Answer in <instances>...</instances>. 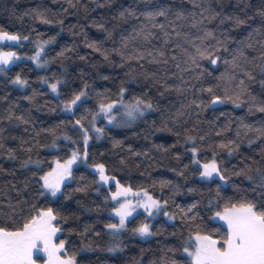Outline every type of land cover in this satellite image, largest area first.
Segmentation results:
<instances>
[{"label":"trees","instance_id":"1","mask_svg":"<svg viewBox=\"0 0 264 264\" xmlns=\"http://www.w3.org/2000/svg\"><path fill=\"white\" fill-rule=\"evenodd\" d=\"M261 13L264 0H0V31L27 37L3 45L20 59L0 73V227L22 230L51 208L62 255L75 264H192L184 247L195 234L220 246L228 230L216 212L264 203ZM37 39L51 41L44 68L26 58ZM16 77L24 88L12 84ZM214 98L223 102L212 106ZM115 99L152 108L141 104L145 113L121 125L99 118L86 164L50 196L40 178L83 150L76 122L86 125ZM193 148L199 162L215 157L224 182L200 179ZM98 163L119 184L164 202L173 221L137 212L119 233L108 232L115 203L89 168ZM144 223L151 235L141 239L135 230Z\"/></svg>","mask_w":264,"mask_h":264},{"label":"snow or ice","instance_id":"2","mask_svg":"<svg viewBox=\"0 0 264 264\" xmlns=\"http://www.w3.org/2000/svg\"><path fill=\"white\" fill-rule=\"evenodd\" d=\"M163 14V13H161ZM264 15V13H261ZM47 23V21H42ZM206 35H211L206 33ZM20 37L17 35L9 34L7 32L0 31V42L2 41H18ZM27 39V37H24ZM51 41H45L50 43ZM201 57L205 56V52H200ZM40 53L37 52L36 56L32 57L33 60L39 58ZM15 57L14 52H5L0 55V64L7 65L9 61ZM213 65L217 63V59L212 58L210 61ZM264 71V68H261ZM17 84H23L24 81L19 77L14 81ZM59 83V82H58ZM243 83V82H241ZM53 92L57 90V84L50 85ZM211 91V89H209ZM85 93L81 92L74 99L66 105L67 110L71 111L72 106L77 105L78 101H81ZM123 95V89L121 90V96ZM230 99V97H229ZM223 102L219 98H214L211 103L216 104ZM143 104L145 109H151L152 105L144 104L142 100L137 99L135 104L125 105L127 111L125 115L129 119H135L136 115H143V109L140 105ZM240 104H236V107H240ZM116 105L109 103L107 105L101 104L100 110L106 115L110 113ZM257 111L264 112V107H258ZM109 118V123L112 122V117ZM79 124V121H77ZM245 127H248L247 125ZM97 132L100 129H96ZM187 139L191 140V137ZM88 135L84 134V142L87 144ZM221 148L227 147V145H220ZM193 156L196 155V149H192ZM231 154V149L229 150ZM87 158V152L84 154ZM77 161V153L73 152L72 158L65 161L64 164H58L56 169L42 176L40 179L43 181V188L51 193L52 196L61 189L62 182L71 175V166ZM27 163V162H26ZM193 163L199 164V160H194ZM96 171L99 174V180L105 184L114 177L106 175L105 166L103 164H97ZM203 171L200 173L204 179H213L218 177L221 181H225L226 177L222 174L221 169L218 167L215 157L213 160L202 165ZM261 187H264V173H260ZM235 175H245L247 179L254 180L253 176L245 173L237 172ZM117 188H120L117 183ZM122 192H128L130 189H121ZM119 194V193H118ZM116 199V196H113ZM139 206L143 207L145 211L151 216L153 209L159 210L161 205L154 200L151 196L147 198ZM194 207V206H193ZM130 202L121 204L120 208L116 209V215L119 217V223L109 224L107 227L112 230L115 235L125 227L126 217L130 216L132 212ZM134 211V209H132ZM191 211V209H188ZM165 215H168L165 212ZM221 220L227 224V236L218 246V241L211 239L209 236L197 235L195 251H189V247L185 246L184 251L191 258L192 264H264V203L259 207L250 202H241L239 205L232 204L230 207H225L223 212H217ZM171 218V217H169ZM57 220V216L53 214V210L49 208L47 211L40 212L38 216L33 217L29 222L23 225L22 230L8 231L6 228L0 227V264H34L33 252L44 251L47 253V264H75V257H71L67 260H61L57 252L63 249V242L59 246L51 243L52 236L58 231L53 225L52 221ZM136 233L140 236L151 235L149 232V226L143 224L138 227ZM39 242V243H38ZM40 243L43 244V248H40ZM115 249L109 248L108 251H114Z\"/></svg>","mask_w":264,"mask_h":264},{"label":"rangeland","instance_id":"3","mask_svg":"<svg viewBox=\"0 0 264 264\" xmlns=\"http://www.w3.org/2000/svg\"><path fill=\"white\" fill-rule=\"evenodd\" d=\"M14 35V34H13ZM25 39H22V38H20L18 41H2V42H0V55H2L3 53H5V52H14L13 50H11V49H6V48H4L3 47V45H6V44H18L19 42H21V41H24ZM36 51H35V53L32 55V56H30V57H26V58H28L29 60H31L34 64H35V66L37 67V68H44V67H46L47 66V62L46 61H44L43 60V51H44V49L51 43H45V41H42V40H39V39H37L36 40ZM37 52H39L40 53V55H39V58L37 59V60H33L32 59V57H34V56H36V54H37ZM20 58H19V56H17L16 54H15V57H13L10 61H9V63L7 64V65H4V64H0V73H3L4 71H5V69L7 68V67H9L11 64H13L14 62H16L17 60H19ZM18 77H16V78H14L11 82H12V84L13 85H15V86H18V87H21V88H24L25 87V82L23 83V84H17V83H14V81H16V79H17ZM20 79V78H19ZM21 80V79H20ZM23 81V80H22ZM56 84V83H55ZM51 85V84H50ZM51 92L53 93V94H55V95H57V93H58V91L56 90V92H53L52 91V89H51ZM79 102V101H78ZM77 102V103H78ZM109 103H114L115 105H116V107L115 108H113V110L110 112V113H108L107 115L104 113V112H101V110H100V106H99V108H98V110L94 113V115L92 116V118L90 119V121L85 125V124H82V123H80L79 122V124H77V122H76V125L81 129V131H82V141H83V150L82 151H73V152H75V153H77V161H76V163H74L72 166H71V170H72V168L74 167V166H76V165H78V164H86V158H85V156H84V154H85V152H86V147H87V144L89 143V140H90V138H91V136L92 135H94V134H97L98 132L96 131V129H99V127L97 126V121H98V119L99 118H103L104 120H105V122L107 123V124H109V125H121V124H126V123H129V122H132V121H134L138 116H139V114H137L136 115V118L135 119H129V117H127L126 115H125V113H126V111H127V109H126V107H125V105H130V104H135V102H132V103H126V102H124L122 99H115V100H112V101H109V102H107L105 105H107V104H109ZM75 106V105H74ZM74 106H72V109H73V107ZM141 109H143V108H141ZM63 110L65 111V112H71V111H68L67 110V107L65 106V107H63ZM145 109H143V114L145 113ZM112 117V122L111 123H109V118L108 117ZM85 132H87V135H88V141H87V144H85V142H84V134H85ZM96 132V133H95ZM100 134L98 133L96 136H99ZM73 152L71 153V155L67 158V159H65V160H63V161H59V160H56V161H54V164H53V167H52V169L50 170V171H48V172H46L45 174H47V173H49V172H52L53 171V169H56L57 168V165L58 164H64L65 163V161H67V160H69V159H71L72 158V154H73ZM193 153V152H192ZM194 160H197V158H196V155L195 156H193V161ZM210 161H212V160H210ZM210 161H208V162H210ZM208 162H199V164H200V166H201V172L203 171V168H202V165L203 164H205V163H208ZM99 164V163H98ZM97 164H92V165H89V168L97 175V182H98V184L100 185V186H104V187H106L108 190H109V192H110V197H111V199H112V201L115 203V207L112 209V211H111V215L114 217V218H116L117 219V223H115V224H118L119 223V217L115 214L116 213V209H118V208H120V206H121V204H125V203H128V202H130V204H131V208L129 209L131 212H132V214L130 215V216H128V217H126V220L127 219H129L131 216H133L135 213H137V212H144V213H146L149 217H151V218H154V217H156V216H158L159 214H162L168 221H173V216L165 209V203L164 202H161L159 199H157V198H154L150 193H148L146 190H143V189H132V188H130L129 186H127V185H122V184H119L120 185V188L118 189L117 188V179H116V177L114 176V175H111V174H108L107 172H106V170H105V172H106V175H108L110 178L111 177H114L115 179H110L109 180V182L107 183V184H105V183H103V182H101L100 180H99V174H98V172L96 171V166ZM200 172V173H201ZM44 174V175H45ZM43 175V176H44ZM199 177H200V179H202V180H209V179H204V178H202L201 177V175L199 174ZM214 178H218V177H214ZM219 179V178H218ZM70 180V176L69 177H67L63 182H62V184H61V187H62V185L65 183V182H67V181H69ZM43 182V181H42ZM222 182H224V181H222ZM121 189H130V191H128V192H122L121 191ZM45 190V189H44ZM61 190V189H60ZM50 196H52L51 195V193L50 192H48L47 190H45ZM60 192V191H59ZM58 192V193H59ZM57 193V194H58ZM119 193V194H118ZM56 194V195H57ZM116 196V199H113V196ZM149 196H151L154 200H156L160 205H161V208L159 209V210H156V209H153L152 211H153V214L150 216L149 214H148V212L147 211H145V209L143 208V207H141V206H139L140 204H142L144 201H146L147 200V198L149 197ZM52 197H55V196H52ZM132 209H134V211L132 210ZM44 211H47V210H42V211H40V212H44ZM165 212H167L168 213V215H165ZM217 213V212H216ZM169 217H171V218H169ZM126 220H125V222H126ZM218 220V222H221L226 228H227V224L223 221V220H221L220 218L219 219H217ZM55 221V220H54ZM54 221H52V223H53V225L57 228V226L54 224ZM144 224H147L148 226H150V223H144ZM58 229V228H57ZM106 229H107V231L108 232H110L111 234H113V232H112V230L111 229H109L108 227H106ZM121 231V230H120ZM119 231V232H120ZM118 232V233H119ZM150 232V231H149ZM59 235V229H58V231L52 236V239H51V243L52 244H54V245H57V246H59L60 245V243L61 242H63V241H61V240H58L57 239V236ZM138 235V234H137ZM197 235H199V234H195V235H192V237L190 238V242L193 244V246L191 247V248H189V251H195V245H196V239H195V237L197 236ZM150 235H147V236H140V235H138V237L139 238H141V239H146V238H148ZM201 236V235H200ZM212 239V238H211ZM214 240V239H213ZM39 243V242H38ZM40 248L42 249L43 248V244L42 243H40ZM62 252H63V249L62 250H60L59 252H57L56 253V255H58L59 257H60V259L61 260H67V259H69L70 257H65V256H63L62 255ZM185 252V251H184ZM185 254H187V253H185ZM33 260H34V264H47V261H48V256H47V253L46 252H44V251H35L34 250V252H33ZM190 260H191V258H190ZM192 262V261H191Z\"/></svg>","mask_w":264,"mask_h":264},{"label":"water","instance_id":"4","mask_svg":"<svg viewBox=\"0 0 264 264\" xmlns=\"http://www.w3.org/2000/svg\"><path fill=\"white\" fill-rule=\"evenodd\" d=\"M218 103H216V104H212V106H215V105H217Z\"/></svg>","mask_w":264,"mask_h":264}]
</instances>
